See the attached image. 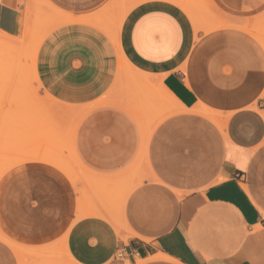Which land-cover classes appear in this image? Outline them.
Returning <instances> with one entry per match:
<instances>
[{"label":"crops","instance_id":"1","mask_svg":"<svg viewBox=\"0 0 264 264\" xmlns=\"http://www.w3.org/2000/svg\"><path fill=\"white\" fill-rule=\"evenodd\" d=\"M44 1L63 19L49 41L54 77L35 63L54 99L85 106L103 98L118 76L128 78L119 71V49L134 76H148L175 104L162 107L144 155L133 118L96 111L115 139L98 157L105 178L146 157L122 224L120 201L111 205L101 188H75L37 166L11 174L0 188V223L19 245L0 239V262L125 264L116 260L122 251L129 264H264V49L239 27L264 11V0H210L228 26L196 37L181 9L163 0L135 7L121 29L89 16L108 0ZM25 4L0 0L1 32L22 33Z\"/></svg>","mask_w":264,"mask_h":264},{"label":"rangeland","instance_id":"2","mask_svg":"<svg viewBox=\"0 0 264 264\" xmlns=\"http://www.w3.org/2000/svg\"><path fill=\"white\" fill-rule=\"evenodd\" d=\"M132 1L108 0L89 16L99 17V20L113 28L121 29L129 13L135 7L146 3L145 1L131 8ZM182 1L188 4L200 25L199 33H203L201 24L205 26L213 20L219 21L210 10V0ZM25 3V8L28 5L29 14L27 32L15 40L10 39L7 49H0V179L2 174L22 165H25L23 168L37 166L49 169L37 164L49 163L56 166L57 174L75 188H81L82 183L88 189H96L95 191L101 188L100 196L118 207L126 189L144 170V165L141 157H137L132 166H125V171L115 178H105L98 171L104 168V161L98 157H103L104 152L108 153L115 139L107 136L109 131L103 123H97L103 115L96 114V111H115L113 114L105 113L104 117L113 116L120 122L133 118L143 134L141 126L148 125L159 115L165 114L162 107L174 105V99L172 103L164 102L160 89L165 90L162 86L152 84L147 75V80H132L135 76L127 70L122 59L119 71L122 74L128 73V78L118 76L113 88L100 100L85 106H73L54 99L40 84L35 63L37 60L42 71L54 77L50 69L53 49L49 48V41L52 33L60 27V24L54 25L59 17L42 0H25ZM178 8L183 10L179 6ZM184 14L189 18L187 13ZM249 23L248 29L257 31L264 42V11L252 16ZM17 64L18 69L15 68ZM72 109L75 111L72 112ZM85 154L89 157H84ZM93 195L94 198L98 196ZM17 244L16 242L15 249ZM43 259L41 257L42 264L46 261ZM116 260L122 262L118 255ZM123 262L129 264L128 260Z\"/></svg>","mask_w":264,"mask_h":264},{"label":"bare ground","instance_id":"3","mask_svg":"<svg viewBox=\"0 0 264 264\" xmlns=\"http://www.w3.org/2000/svg\"><path fill=\"white\" fill-rule=\"evenodd\" d=\"M45 4H47L48 5V3H46L44 0H42ZM113 1H117V0H112V2ZM143 1H146V0H133L132 1V5H131V8H132V6H134L135 4H138V3H141V2H143ZM148 1V0H147ZM149 1H151V0H149ZM163 1H166V2H169V3H172V4H174L175 6H179V7H181L183 10H182V12L183 11H185L184 13H187L188 14V16H189V21H191V25H192V27H193V29H194V32H195V37L197 36V33H199L201 30H200V25L198 24V22H197V20H196V18L194 17V15H193V13L191 12L192 10H190V8H189V6H188V4H186V3H183V1L182 0H163ZM114 2V3H115ZM189 2V1H188ZM136 6V5H135ZM191 6V5H190ZM192 7V6H191ZM37 8V7H36ZM180 9V8H179ZM36 12V11H35ZM195 14H196V12H195ZM218 17V16H217ZM223 19V18H222ZM96 21L98 20V19H95ZM63 21V19H59L58 18V20H56V23L54 24L55 26L56 25H58L59 23H61ZM64 21H66V20H64ZM28 23H29V14H27V16H25V19H24V28H23V30H22V33L19 35V36H11V35H8V34H6V33H3V32H1L0 31V49H2V50H4V49H7V47H9L10 46V39L11 40H15V39H17V38H19L23 33H26L27 32V30H28ZM94 23H96V22H94ZM245 23V22H244ZM248 23V22H247ZM100 24V23H99ZM207 24V25H206ZM205 24V26L203 25V24H201L202 25V29H203V33H209V32H211V31H213V30H217V29H219V28H225V26L227 25L228 26V24H227V22H224V21H214L213 20V22H208V23H206ZM248 24H250V23H248ZM64 25V24H63ZM105 26V25H104ZM252 26V25H251ZM239 27L243 30V31H245V32H248L250 35H252L254 38H256L260 43H261V45L264 47V42L261 40V38L258 36V34H257V31L256 32H254V31H252V29H251V31L248 29V25L247 24H243V25H239ZM239 27H238V29H239ZM249 28H251L250 27V25H249ZM111 37L113 36V33H111V35H110ZM113 38V37H112ZM115 43H116V39H114L113 40ZM18 43V42H17ZM247 45V44H246ZM119 46V45H118ZM237 46V45H236ZM239 46V45H238ZM245 51V50H244ZM118 53H119V57H120V59H122V62L124 63V65L127 67V70L129 69L130 70V65L126 62V60L124 59V57H123V55H122V53H121V51L118 49ZM202 53V52H201ZM248 54V53H247ZM250 54V53H249ZM100 55V54H99ZM203 55V54H202ZM204 56H207V55H204ZM256 56V55H255ZM200 57V56H199ZM198 57V58H199ZM254 57V56H253ZM257 57V56H256ZM255 57V58H256ZM203 58V57H202ZM252 58V57H251ZM250 58V59H251ZM254 58V59H255ZM103 59V58H102ZM257 59V58H256ZM201 60V59H200ZM203 60H204V58H203ZM244 60H246V59H244ZM253 60V59H252ZM259 60V59H258ZM256 61V60H255ZM203 63V62H202ZM199 64V63H198ZM201 64V63H200ZM201 66V65H200ZM18 67H19V64H17L16 65V69H18ZM257 67V66H256ZM203 68V67H202ZM131 71V70H130ZM189 71V70H188ZM203 71V70H202ZM122 73V72H121ZM252 73H254V72H252ZM137 74V73H136ZM135 74V75H136ZM197 74V73H196ZM201 77V76H200ZM137 79H139V80H145V79H143V77H141L140 75H138V76H135V77H132V80H135V82H136V80ZM201 80H202V78H201ZM204 81V80H203ZM204 84H206L205 82H203ZM250 83V82H249ZM202 84V83H201ZM200 86V85H199ZM202 86V85H201ZM207 87V86H206ZM202 88H204V87H202ZM207 88H209V87H207ZM204 89V90H208V89ZM203 90V89H202ZM160 92H161V95H163V101L164 102H167V101H170L171 103H172V100H173V98L172 97H170V95L168 94V93H166V91H163L162 89H160ZM204 93V92H203ZM149 94V93H148ZM222 94V93H221ZM234 94V93H233ZM220 95V94H219ZM221 97V96H220ZM231 98V97H230ZM236 98V97H235ZM240 98H242V97H240ZM226 99H227V97H226ZM237 99V98H236ZM236 99H235V101H236ZM244 99V98H243ZM243 101V100H242ZM247 101V100H246ZM245 102V101H244ZM228 103V102H227ZM237 104V103H236ZM246 106V105H245ZM244 107V106H243ZM177 110V109H176ZM172 111H174V110H172L171 109V111L169 112V113H171ZM198 111H200V112H202V113H204V115H206L207 117H211L212 118V116H213V114H211L207 109H205V108H200V110H198ZM166 114V113H165ZM165 114H161V115H159L158 117H156L151 123H149L148 125L146 124V125H144L145 127H144V130L142 131L143 132V150H142V152H143V155H144V150H145V148H146V145H147V142H148V138H149V133L151 132V129L154 127V125H156L160 120H161V118L163 117V116H165ZM138 116V115H137ZM163 121V120H162ZM159 125V124H158ZM157 125V126H158ZM143 126V125H142ZM160 152V151H159ZM164 152V151H163ZM162 154V153H161ZM160 154V155H161ZM142 155V156H143ZM158 156H159V154H158ZM148 157V156H147ZM145 158L146 157H141L140 159H141V161H142V163H143V165H144V163H145ZM37 164H40V165H43V166H46V167H48L49 169H51L52 171H55L56 173H57V170H56V166H54V165H50L49 163H37ZM37 164H35V165H37ZM23 167H25V165H22V166H19L18 168H13V169H11L10 171H8V172H6L5 174H2L1 175V179H0V188H1V186H2V184H3V182L13 173V172H15L17 169H20V168H23ZM56 167V168H55ZM4 173V172H3ZM144 177H146V176H144ZM140 179V178H139ZM147 179V178H146ZM140 182H139V180L138 181H133L132 183H130V185L128 186V188L126 189V191H125V193H124V196H123V198H122V200H121V203H120V208L118 209V219H119V217L121 218V214H122V212L121 211H123V206H124V203H125V201H126V198L128 197V195L130 194V192L134 189V188H136L135 186L137 185V184H139ZM246 187V186H245ZM123 194V193H122ZM81 212V211H80ZM121 212V213H120ZM103 214H104V212H103ZM115 214H116V211H115ZM114 214V215H115ZM114 215L112 216V217H110V219H112V220H117L115 217H114ZM85 216V215H84ZM103 217V216H102ZM120 220V223L122 222V220L121 219H119ZM122 224V223H121ZM120 224V226H122ZM117 228H120V227H117ZM117 231V230H116ZM121 232V231H120ZM119 233V232H118ZM122 236H123V234H122ZM121 237V236H120ZM0 239H2V240H4V241H6V242H8L12 247H15L16 245V242H14L13 241V239L11 238V236L6 232V230H5V228L3 227V225L0 223ZM1 252V251H0ZM120 251L117 253V255H120ZM3 254V253H2ZM125 258L126 257H124L123 259H122V261H124L125 260ZM8 260V259H7ZM7 262V261H6ZM0 264H2L1 262H0Z\"/></svg>","mask_w":264,"mask_h":264},{"label":"built area","instance_id":"4","mask_svg":"<svg viewBox=\"0 0 264 264\" xmlns=\"http://www.w3.org/2000/svg\"><path fill=\"white\" fill-rule=\"evenodd\" d=\"M125 256V253L121 251L120 255H118V258L122 260Z\"/></svg>","mask_w":264,"mask_h":264}]
</instances>
